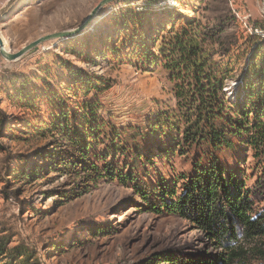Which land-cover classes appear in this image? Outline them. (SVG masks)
<instances>
[{
	"label": "rangeland",
	"instance_id": "374dc122",
	"mask_svg": "<svg viewBox=\"0 0 264 264\" xmlns=\"http://www.w3.org/2000/svg\"><path fill=\"white\" fill-rule=\"evenodd\" d=\"M100 1L0 0V36L16 53L41 36L79 26ZM184 14L199 23L204 47L215 60L239 57V71L225 88L237 97L247 67L264 62V0H119L80 34L42 43L15 61L0 54V108L6 114L0 127V239L9 248L28 250L33 264H182L158 263L157 257L171 253L188 261L221 252L196 224L177 213L150 210L137 192L175 186L174 179L194 173L196 155L182 154L176 141L169 152L162 146L160 127L169 126L161 123L177 104L170 73L162 59L149 68L132 53L143 25L146 32L147 23L166 28ZM114 47L121 56L111 54ZM88 80H101L99 89L106 88L87 96L102 103L101 119L125 131L134 154L136 147H145L135 163L130 159L135 184L90 182V173L74 167L81 157L66 132L39 125L59 111L50 101L54 95L69 104L70 86ZM68 153L77 158L61 159ZM218 156L224 176L232 173L243 181L255 206L264 209V165L250 146L235 137L233 148L221 149ZM183 185L180 180L179 193ZM156 198L162 197L150 201L157 203ZM238 242L245 249L264 248V237L254 241L240 235ZM10 259L17 264L18 258Z\"/></svg>",
	"mask_w": 264,
	"mask_h": 264
},
{
	"label": "trees",
	"instance_id": "16d2710c",
	"mask_svg": "<svg viewBox=\"0 0 264 264\" xmlns=\"http://www.w3.org/2000/svg\"><path fill=\"white\" fill-rule=\"evenodd\" d=\"M198 25L196 20L185 14L179 15L176 21H170L166 28L155 26L152 29L147 23L150 31L146 32V25H143L138 41L133 45L132 53L138 63L153 68L162 59L161 65L170 73L174 83L177 104L173 112L165 114V121L161 123L169 127H160L164 135V151L173 150L172 144L176 141L182 154L197 156L194 159V173L174 179L177 182H174L175 186L141 188L137 192L150 210L177 213L187 218L211 242L222 248L217 254H205L188 261L175 254H162L157 257L160 259L158 263L174 260V263L182 264H264L263 247L245 249L238 242L240 235L254 241L264 237V209L255 206L246 187H243V181L235 179L232 173L228 178L224 176L225 169L218 156L221 149L233 148L234 139L238 137L243 144L250 146L255 158L264 165V62L258 63L253 59L255 66H248L243 73L242 82L237 88L238 96H228L226 83L239 71V57L236 56L234 61L215 60L204 47ZM159 42L160 45H157ZM260 48H256L257 53ZM110 52L120 55L121 51L114 47ZM251 68L254 82L249 76ZM100 82L88 80L78 88L70 86L69 94L73 95L69 97L71 105L62 101L61 96L54 95L50 101H54L59 111L50 113L51 120L41 118L39 125L66 132L72 147L77 149V156L81 157L74 167L90 173L93 178L90 182L102 179L124 185L135 184V165L130 162L135 163L145 147H136L134 154L129 147L131 140L123 137V134L126 136L125 131L121 133L101 119L99 111L103 109L102 103L87 98L90 91L101 93L106 89H99L103 86ZM81 97L84 99L79 105L76 99ZM27 102L35 106L34 100ZM75 106H79L80 114ZM5 115L0 108V127L4 124ZM37 126L35 123L34 127ZM166 141L171 144L165 145ZM60 156L70 162L77 158L69 153L68 159ZM80 159L87 160L80 162ZM180 180L184 182L182 193L178 190ZM158 195L162 197L160 202L158 198L157 203L150 201L151 197ZM19 250L17 246L9 248L6 240L0 239L2 264H10V258H18L17 264H33L29 251ZM4 257L9 260L4 261Z\"/></svg>",
	"mask_w": 264,
	"mask_h": 264
},
{
	"label": "water",
	"instance_id": "95a60500",
	"mask_svg": "<svg viewBox=\"0 0 264 264\" xmlns=\"http://www.w3.org/2000/svg\"><path fill=\"white\" fill-rule=\"evenodd\" d=\"M116 1H119V0H101L90 11L86 19L79 26L41 36L38 39L25 45L22 49H20L16 53H13L7 50V48L5 47V42L3 38L0 36V54L9 61H15L23 57L28 52L37 48L42 43H45L51 40H56V39H64V38H68V37L80 34L94 21V19L98 16V14L105 8V6H107L110 3L116 2Z\"/></svg>",
	"mask_w": 264,
	"mask_h": 264
}]
</instances>
